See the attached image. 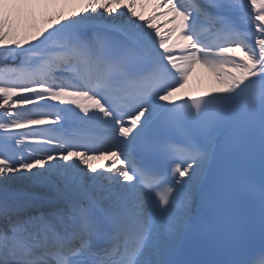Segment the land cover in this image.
Here are the masks:
<instances>
[{
    "label": "snow or ice",
    "instance_id": "1",
    "mask_svg": "<svg viewBox=\"0 0 264 264\" xmlns=\"http://www.w3.org/2000/svg\"><path fill=\"white\" fill-rule=\"evenodd\" d=\"M146 2L0 0V264H264V0Z\"/></svg>",
    "mask_w": 264,
    "mask_h": 264
},
{
    "label": "bare ground",
    "instance_id": "2",
    "mask_svg": "<svg viewBox=\"0 0 264 264\" xmlns=\"http://www.w3.org/2000/svg\"><path fill=\"white\" fill-rule=\"evenodd\" d=\"M156 3V0H147L146 6L142 11L145 15H148V11L153 10V5ZM138 10H141L138 8ZM157 13L163 11V9H156ZM168 19L167 16L157 15L156 23L160 28L162 33H167V29L171 26L170 24L164 23ZM226 69L231 70L230 65L225 66ZM216 77L212 74L207 68L203 66H197L193 71L189 84L186 87L184 93H181L182 96H188L198 93H210L213 88L219 87ZM33 127V126H29ZM102 161H96L95 163H101Z\"/></svg>",
    "mask_w": 264,
    "mask_h": 264
}]
</instances>
